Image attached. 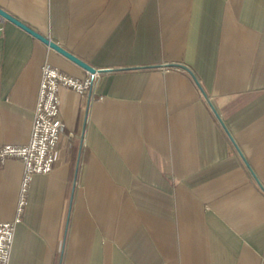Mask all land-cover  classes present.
<instances>
[{
    "label": "crops",
    "instance_id": "crops-1",
    "mask_svg": "<svg viewBox=\"0 0 264 264\" xmlns=\"http://www.w3.org/2000/svg\"><path fill=\"white\" fill-rule=\"evenodd\" d=\"M101 72L60 89L54 168L34 174L10 264H264V0H0ZM87 70L0 16V147L32 134L42 68ZM161 65V66H159ZM24 164L0 161V221Z\"/></svg>",
    "mask_w": 264,
    "mask_h": 264
},
{
    "label": "built area",
    "instance_id": "built-area-1",
    "mask_svg": "<svg viewBox=\"0 0 264 264\" xmlns=\"http://www.w3.org/2000/svg\"><path fill=\"white\" fill-rule=\"evenodd\" d=\"M100 78L99 69L87 71L84 77H78L49 64L43 66L30 140L25 144H5L0 147L1 162L14 158L25 167L16 216L9 221H0V264H10L16 226L22 221L33 175L49 173L54 168L65 128L60 111V89L69 88L96 99Z\"/></svg>",
    "mask_w": 264,
    "mask_h": 264
},
{
    "label": "water",
    "instance_id": "water-1",
    "mask_svg": "<svg viewBox=\"0 0 264 264\" xmlns=\"http://www.w3.org/2000/svg\"><path fill=\"white\" fill-rule=\"evenodd\" d=\"M0 16H2L3 18L8 19V20L14 22L15 24L19 25L20 27H22L23 29H25L26 31H28L29 33H31L32 35H34L35 37L39 38L40 40H42L43 42H45L46 44H48L50 47H52L53 49L57 50L58 52H60L64 56H66L68 59H70L71 61L75 62L76 64H78L82 68L86 69L87 71H89V72H95L97 70L96 67H94L91 64L87 63L86 61L82 60L81 58H79L78 56H76L75 54H73L72 52L68 51L67 49H65L64 47H62L61 45H59L57 42L49 39L48 37H46L45 35H43L41 33L35 31L31 27H29L27 24H25L24 22L20 21L19 19H17L16 17H14L13 15H11L10 13H8L6 10H4L1 7H0ZM159 66H161V65H159ZM166 66L181 67V68L187 70L192 75V77L194 78V80L198 84L200 90L202 91L203 95L207 99L209 105L211 106V108L213 109V111L215 112V114L217 115V117L219 118V120L221 121V123L223 124V126L225 127L226 131L231 136L233 142L235 143V146L239 150V152H240L243 160L245 161L246 165L250 169L251 173L253 174V176L257 180V182L260 185V187L264 190L263 183L260 181V179L258 178L257 174L255 173V171L253 170V168L249 164L247 158L245 157V155L243 154V152L240 150V148L238 147L237 143L233 139V137H232L231 133L229 132L227 126L225 125L223 119L220 117V115L217 112L215 106L213 105L212 101L210 100L207 92L202 87L201 83L197 79V77H196L195 73L192 71V69L190 67H188L187 65L183 64V63H169ZM122 69H125V68H104V69H99V70L101 72H108V71L122 70Z\"/></svg>",
    "mask_w": 264,
    "mask_h": 264
}]
</instances>
